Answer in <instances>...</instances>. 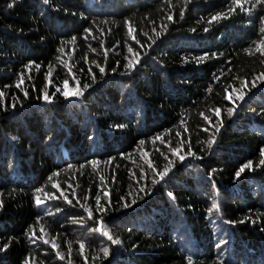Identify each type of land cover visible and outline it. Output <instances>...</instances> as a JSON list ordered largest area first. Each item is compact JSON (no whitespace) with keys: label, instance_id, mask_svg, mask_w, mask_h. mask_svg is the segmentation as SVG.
I'll use <instances>...</instances> for the list:
<instances>
[{"label":"trees","instance_id":"16d2710c","mask_svg":"<svg viewBox=\"0 0 264 264\" xmlns=\"http://www.w3.org/2000/svg\"><path fill=\"white\" fill-rule=\"evenodd\" d=\"M239 4L0 0V264H264V0Z\"/></svg>","mask_w":264,"mask_h":264},{"label":"snow or ice","instance_id":"6c2138e0","mask_svg":"<svg viewBox=\"0 0 264 264\" xmlns=\"http://www.w3.org/2000/svg\"><path fill=\"white\" fill-rule=\"evenodd\" d=\"M45 2H47V0H45ZM234 2L237 4V6L241 7V10H243V6H242L241 4H239V0H234ZM257 2H260V0H257ZM10 6H11V5H10ZM230 10L234 11L235 9L233 8V9H230ZM181 15H182V14H181ZM217 18H218V17H213L212 19L215 20V19H217ZM168 19L171 20L172 17L169 16ZM210 22H211V21H210ZM205 31H207V29H205ZM261 31H264V29H262ZM130 51H131V49H130ZM130 66H132V65H131V61H130ZM100 71H101V72H104V69H103V68H100ZM67 85H68V82L65 81V87H67ZM57 91H59V89H57ZM65 95H67V93H65ZM44 98H45V100H48V99H49L47 93H45ZM240 98L242 99V97H240ZM216 111H217V113H219V110H216ZM233 111H234V110L230 109V110H229V115H232ZM216 131L218 132V131H219V128H217ZM212 143H214V140L211 141V142L209 143V145H208L209 148L212 147ZM183 158H184V157H181V159H183ZM245 167H251V165H246ZM168 171H169V169H168V168H165L164 171L158 173V175H160L161 179H163V177L166 176V175L168 174ZM240 171H241V172L244 171V168H241ZM237 175H239V172L237 173ZM141 191H144V189H141ZM106 195H107V193H106ZM65 200H66L68 203H72L71 200H67V197H65ZM98 203H99V201H98ZM37 204H40V201H39V200H37ZM125 207H128V205L126 204ZM102 210H103V209H100V211H102ZM91 215H92L91 212H89V217H91ZM103 234H104L109 240H112V237L108 234L107 231H105ZM112 242H113V243H116V244L119 243L118 240H112ZM45 243H48V241H45ZM80 247L83 248L84 245L81 244ZM103 251H104V255L107 256V254H108V250H107V249H104ZM62 258H63V257L61 256V259H62Z\"/></svg>","mask_w":264,"mask_h":264}]
</instances>
